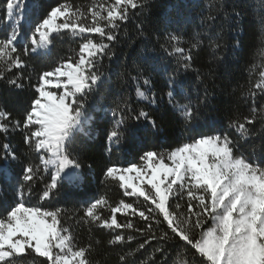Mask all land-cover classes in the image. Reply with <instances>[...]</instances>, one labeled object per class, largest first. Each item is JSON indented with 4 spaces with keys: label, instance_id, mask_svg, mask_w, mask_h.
<instances>
[{
    "label": "snow or ice",
    "instance_id": "1",
    "mask_svg": "<svg viewBox=\"0 0 264 264\" xmlns=\"http://www.w3.org/2000/svg\"><path fill=\"white\" fill-rule=\"evenodd\" d=\"M146 7L147 0H61L22 34L27 0H0V20L9 29L0 38V81L30 88L18 114L0 105L5 141L0 143V264H101L94 256L101 251L107 256V250L115 253L116 264H264V103L257 102L264 99V0L256 12L259 48L246 68L248 86L240 89L250 101L248 112L230 117L226 127L204 115L212 99L205 73L193 69L203 85L195 94L180 75L193 68L203 41L194 37L184 47L175 32L154 31L162 52L177 65L163 88L181 129L160 151L144 143L160 138L165 124L164 114L146 110L159 107L155 50L145 46L138 64L115 73L123 86L135 84L136 101L121 95L109 103L105 95L111 72L104 70V60L116 55L121 28ZM232 15L241 34L242 13L234 8ZM204 19L215 22L216 16ZM136 29L144 35L143 21ZM57 36L71 37L77 45L72 55L38 68L32 58L47 55ZM216 40L209 38L213 54L221 47ZM233 47L241 49V41ZM98 119L107 123L105 153L137 142L148 149L126 166L109 161L102 168L101 184L115 185L121 198L102 193L71 216L63 208L43 207L65 186H79L83 164L77 141L94 139ZM11 133L21 134L19 149L6 142ZM13 163L19 166L15 177L8 175ZM34 194L38 203H30ZM77 226L88 232L82 244ZM96 231L109 238L96 239Z\"/></svg>",
    "mask_w": 264,
    "mask_h": 264
},
{
    "label": "trees",
    "instance_id": "2",
    "mask_svg": "<svg viewBox=\"0 0 264 264\" xmlns=\"http://www.w3.org/2000/svg\"><path fill=\"white\" fill-rule=\"evenodd\" d=\"M59 2L61 0H27L28 9L25 12V19L20 25L22 34L29 30L39 14ZM74 2L85 3L87 0H74ZM260 2L261 0H147V7L121 28L118 42L113 46L116 55L111 61L107 58L104 60V70L111 72V86L105 91L109 103L119 100L121 95L130 96L133 101H136L135 84L129 82L127 87L123 86L115 73L123 71L125 65L131 70L138 64L140 54L145 46L155 50L157 67L160 69V71L153 73L154 90L159 107L152 109L151 106H148L146 110L165 115L164 132L160 138H149L144 143L155 146V149L160 151L168 147L171 138L179 137L181 134L175 116L167 109V97L165 95L167 89L163 88L165 76L176 71L177 65L174 57H168L162 52L156 42L154 31L159 30L161 35L165 31L175 32L183 37L184 44L182 46L184 47H187L194 37L203 41L201 48L197 50V54L194 56L193 68L187 72L181 69L180 75L187 79L188 85L191 86L193 94H195V90L198 87L202 89L203 85L197 80V73L193 69H200L202 73H205L202 79L209 85L212 99L210 107L204 115L217 126L226 127L230 117L237 113L248 112L250 101L245 102L241 97L240 89L248 86L246 68L249 63L253 62V55L259 48L260 27L256 20V12ZM210 5L213 6L211 12L209 11ZM234 8L242 13L239 21V26L243 29L241 34H238L236 30V21L232 15ZM209 14L216 16L215 22L205 21L204 18ZM141 21H143L145 29L143 36L136 29V25ZM8 31L4 21L0 20V38L4 37ZM217 35H219L218 40H216ZM209 38L216 40L221 45L215 54L209 46ZM237 39L241 41V49H234L233 47ZM25 42L22 35L18 47L22 48ZM161 42L163 41L161 40ZM76 46L70 36H57L49 53L33 57L31 62L38 68L47 66L60 57L72 55L71 50ZM214 55L215 57H223V59H214ZM34 81L35 77L33 76ZM213 81H215V85L212 84ZM233 90H235L234 95L232 94ZM29 95L30 88L27 86L24 89H15L9 86L6 80L0 81V105L7 104L9 110H14V115L18 114ZM257 102L258 104L264 103V99H258ZM134 106H143V103L134 104ZM108 119L110 120V113ZM96 124L99 126L94 128L92 141H87L86 138L77 141L76 148L83 164L82 179L79 186H65L60 194L51 201L43 202V207L63 208L71 216L80 204L90 202L102 193L106 192L112 200L121 198V193L115 185L101 184L102 168L109 161L126 166L130 162H135L140 151L148 149L137 142L114 150L109 155L105 153L103 147V127H106L107 123L98 119ZM260 127L259 124L256 125L257 130ZM21 139V134L11 133L6 142L10 143L13 148L19 149ZM3 142L5 141L0 134V143ZM243 143L241 141V144ZM256 143L259 144V140ZM247 147L250 151L251 145ZM89 164L92 165L91 168L88 167ZM18 173V165L13 163L9 166V176L15 177ZM30 203H38V197L35 194ZM2 211L3 206L0 203V212ZM118 218L123 220V217ZM69 223L75 225V221H69ZM75 231L81 244L89 239L85 228L77 226ZM94 235L96 239L100 240L109 238L100 231H96ZM107 251V256H105L104 251H101L94 256V260H99L101 264H116L115 253L111 250Z\"/></svg>",
    "mask_w": 264,
    "mask_h": 264
}]
</instances>
